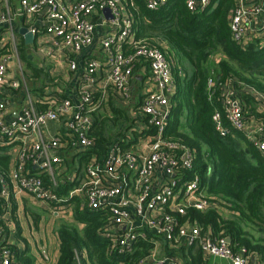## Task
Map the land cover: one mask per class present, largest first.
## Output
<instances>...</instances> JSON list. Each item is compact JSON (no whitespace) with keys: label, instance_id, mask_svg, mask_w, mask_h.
<instances>
[{"label":"built area","instance_id":"obj_1","mask_svg":"<svg viewBox=\"0 0 264 264\" xmlns=\"http://www.w3.org/2000/svg\"><path fill=\"white\" fill-rule=\"evenodd\" d=\"M169 1L145 3L155 11ZM214 1L185 0V5L189 12L196 13ZM234 2L230 30L235 43L244 46L256 40L264 46V0ZM19 4L29 20L28 32L37 37L50 58L68 66L70 73L79 69L73 57L95 43L97 25L92 17H100V25H108L109 29L100 39L103 60L89 59L84 64L76 105L70 99L56 98L39 112L38 105L28 99L11 123L3 119L10 106L1 91L7 84L10 57L0 59V147L9 149L14 159L8 177L0 172L1 202L9 200L12 190L16 196L26 193L54 217L64 218L73 215L78 200L82 209L107 215L102 233L109 241L110 254L128 255L136 251L138 244H148L139 264H185L181 250L192 247H198L207 258L231 264H251L252 258L264 264L261 256L247 255L246 250L235 254L227 238L216 240L203 235L190 217L192 211H208L212 203L200 178L193 173L195 151L167 135L176 92L172 64L158 45L136 39L133 16L123 1L20 0ZM107 10L111 18L105 14ZM0 22H10L1 6ZM140 63L148 64L153 88L130 115L129 134L137 132L139 137L126 149L115 141L104 154H92L81 166L77 155L96 147L91 136L94 114L104 110L110 97L116 98L118 106L131 108L128 99L133 72ZM216 85V71L212 69L207 81L211 96ZM11 86L19 89L20 83L13 81ZM219 86L222 112L213 116L216 132L223 138L231 131L241 133L264 160V125L247 128L246 107L235 89L250 95L263 111L264 92L234 78ZM62 118H66L63 127L50 128V124H60ZM71 153L76 155L74 159ZM66 184L73 187L62 194ZM2 240L0 230V244ZM75 259L76 264H83L78 252ZM0 264L19 263L12 250L2 247Z\"/></svg>","mask_w":264,"mask_h":264},{"label":"trees","instance_id":"obj_2","mask_svg":"<svg viewBox=\"0 0 264 264\" xmlns=\"http://www.w3.org/2000/svg\"><path fill=\"white\" fill-rule=\"evenodd\" d=\"M122 1L133 16L136 39L158 45L172 64L176 92L167 135L195 151L193 173L200 178L212 203L208 211H192L190 217L203 235L230 239L235 254L246 250L247 255H259L264 260V240L255 241L245 230V226L258 221L264 223V160L240 133L247 143L245 149L231 135L221 137L213 123L214 114L222 112L220 83L234 78L264 92V46L256 40L240 46L233 40L230 18L236 7L234 0H216L196 13L188 11L185 0H170L155 11L147 8L145 0ZM141 67L148 69V64L137 65L133 76ZM212 69L217 85L211 96L207 81ZM43 106L38 105L39 112L46 110ZM103 109L109 116L94 114L91 136L96 147L77 155L81 166L92 154H104L113 142L122 143L126 149L139 137L137 132L129 134L132 120L127 108L111 98ZM116 127L119 133L113 135ZM75 156L71 153L72 159ZM10 168L11 158L5 148H0V170L5 177ZM72 187L66 184L60 192L64 194ZM77 203L74 224L63 223L57 229L60 250L55 264H76V252L83 264H139L147 254V243L138 244L136 251L128 255L110 254L109 241L102 233L107 215L82 209L80 201ZM225 213L233 218L225 217ZM182 251L184 261L188 255L192 264L202 261L200 250L188 248L186 256ZM16 259L19 264H35L25 254Z\"/></svg>","mask_w":264,"mask_h":264},{"label":"crops","instance_id":"obj_3","mask_svg":"<svg viewBox=\"0 0 264 264\" xmlns=\"http://www.w3.org/2000/svg\"><path fill=\"white\" fill-rule=\"evenodd\" d=\"M247 1L248 0H246V2ZM19 3L20 0H0L2 13L10 18L9 23L3 24L0 22V59L5 56L10 57L7 84L1 89L4 101L10 106V109L6 110L3 116L6 123H11L18 118L28 99H31L30 101H33L36 106H42L38 102L42 101V104L44 105L42 108H47L49 103L55 101L56 98L70 99L72 103L76 105L79 101L77 97L78 80L84 70V64L89 59L103 60L104 54L100 47V39L109 29L108 25H100V17H92L97 25L95 29V43L82 54L73 57L78 63L79 69L76 73H70L68 72V66H62L59 64L57 58L49 57L47 49L40 44L37 37L33 36L31 40H27L21 35L22 29L28 27L29 20L24 15ZM251 26L257 27L255 23H252ZM29 72H31V75ZM149 76V68L145 69L143 67H141V69L133 76L130 97L128 99V101H131V108H128L130 115L133 114L135 108L137 109L138 106H140L141 102L144 101L153 88ZM13 81L20 83L19 89L12 88L11 84ZM235 93L236 96L245 103L247 128L257 129L261 124L264 125V111L254 103L251 96L237 89H235ZM111 98H113V101H117L114 97L108 98L107 101ZM65 122L66 118H62L60 124H50V128L56 129L58 127H63L62 125L65 124ZM230 135L236 140L241 148L245 149L247 143L241 139L237 132L231 131ZM245 140L250 143L246 138ZM5 153L11 158V168L6 174L8 177L14 167V159L9 149L5 148ZM26 198H31L32 203L48 210L43 204L36 201V199L29 194L23 193L16 196L12 190L9 200L0 202V230L3 234L0 249L2 247H8L12 250L14 257L25 254L32 258L35 264H55L59 257L60 245L58 252L49 246L51 257L48 258L45 255L43 256L44 252H41V250H32L29 243L16 240L17 236H22V230L18 218L19 204L21 199L25 200ZM25 212L27 213V209ZM72 216L73 215H69L64 218H73ZM55 239L59 243L57 230ZM41 243V245H44L43 242ZM37 247L39 248L40 246L38 245ZM191 249L194 250V252L196 250L199 251L198 247H192ZM39 252L42 254H40L41 256H39ZM184 253L185 254L183 255L186 256L188 249L187 251L185 250ZM200 254L202 261L198 264H231V262L227 260L207 258L202 253ZM42 256L45 258L44 261ZM192 262V257H189L188 255L185 264H192ZM251 264H258L257 260L252 258Z\"/></svg>","mask_w":264,"mask_h":264},{"label":"rangeland","instance_id":"obj_4","mask_svg":"<svg viewBox=\"0 0 264 264\" xmlns=\"http://www.w3.org/2000/svg\"><path fill=\"white\" fill-rule=\"evenodd\" d=\"M31 75V72H29ZM47 79V78H46ZM48 82V81H47ZM101 115L109 116L107 113L101 111ZM119 127H116L113 130V135H117L119 133ZM111 132L112 129H109ZM106 134H109L106 132ZM27 209V213L25 210ZM18 218L20 223V228L22 230V236H17V241H22L24 243H29L34 251L44 252L43 256L51 257L49 246L52 249L58 252L59 250V243L55 239L56 230L59 229L60 225L63 223H73V218H56L54 217L49 210L44 209L43 207L32 203L31 198L21 199L19 204L18 210ZM225 217L233 218L232 215L226 214ZM245 230L252 234L253 239L257 240H264V223L257 222L255 225L245 226ZM33 234H32V232ZM43 242L44 245H41ZM40 246L39 248L37 246ZM41 253L39 252V256ZM42 256L43 261L45 258ZM181 259L183 257L181 256ZM53 261V259L51 258ZM219 261V260H218ZM185 262V261H184Z\"/></svg>","mask_w":264,"mask_h":264},{"label":"water","instance_id":"obj_5","mask_svg":"<svg viewBox=\"0 0 264 264\" xmlns=\"http://www.w3.org/2000/svg\"><path fill=\"white\" fill-rule=\"evenodd\" d=\"M105 14L108 18H111L110 12L108 10L105 12ZM21 35H23L27 40H31L33 38V36L28 32L27 29H22ZM227 242L231 243L230 239H227Z\"/></svg>","mask_w":264,"mask_h":264}]
</instances>
